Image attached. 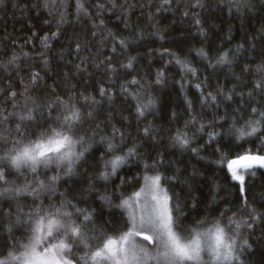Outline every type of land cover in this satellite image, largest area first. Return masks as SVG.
<instances>
[{
	"label": "trees",
	"instance_id": "1",
	"mask_svg": "<svg viewBox=\"0 0 264 264\" xmlns=\"http://www.w3.org/2000/svg\"><path fill=\"white\" fill-rule=\"evenodd\" d=\"M80 2L86 11L78 9L77 0H3L0 4V105L8 112L19 111L28 96L41 103L54 94L64 100L83 94L98 102L88 108L94 122L79 133L93 149L88 163L77 165L76 175L56 184L52 202L59 206L71 200L78 208L95 210L100 219L93 227L111 232L123 224L125 210L115 207L121 194L127 198L139 190L145 164H155L149 174L158 172L163 177V187L187 216L186 221L181 217L184 223L198 218L212 221L224 213L227 224L233 217L241 225L236 242L242 264H264V170L256 167L250 170L254 175L245 173L241 191L219 162L222 155L235 158L247 149L264 148V137L238 141L231 132L233 124L240 128L246 119L258 118L251 107L264 105V92L254 88L264 78V71H258L264 69V0ZM120 40L126 41V48ZM200 49L207 58L197 54ZM224 52L230 64L218 65L216 59ZM172 54L187 60L196 74L184 71ZM132 57V67H124ZM33 74H38L35 84ZM101 88L110 97L101 96ZM9 90L17 93L15 108ZM208 93L217 97L215 104L203 100ZM227 95L232 98L225 99ZM134 97L144 103L154 98L155 107L139 116ZM28 106L32 107L31 101ZM95 124L100 125L101 135H110L113 128L122 132L124 152L136 149L117 177L108 181L96 178L97 163L102 165L106 157L95 148L104 145L99 137H93L96 143L92 144L85 135ZM146 127L152 129L148 136ZM177 130L187 134V147L174 142ZM12 138H17L15 133ZM104 195L111 196L112 205L102 202ZM9 204L15 209V200L0 199V244L26 243L18 221L27 220L29 209L10 214Z\"/></svg>",
	"mask_w": 264,
	"mask_h": 264
},
{
	"label": "snow or ice",
	"instance_id": "2",
	"mask_svg": "<svg viewBox=\"0 0 264 264\" xmlns=\"http://www.w3.org/2000/svg\"><path fill=\"white\" fill-rule=\"evenodd\" d=\"M171 2L164 0L165 4ZM2 3L3 0H0ZM77 7L86 11L80 0H77ZM47 39L45 36L44 40ZM119 44L127 47L125 40H120ZM79 47L77 45V50ZM197 54L202 58L208 55L203 49ZM172 55L175 63L184 71L196 74L187 60ZM134 59L130 58L123 66L131 68ZM216 63L230 64L229 54H220ZM162 75L159 74L157 83ZM37 79L38 74H33L31 83L35 84ZM131 83L139 85L137 80ZM254 88L264 92V78ZM124 91L127 92V89ZM16 95V92L9 90L14 108L17 106L14 100ZM100 95L110 97L111 94L101 88ZM231 98L230 95L225 96V99ZM80 99L84 104H79ZM134 99L137 100L139 116H144L156 104L154 98H148L146 103L140 101L139 97ZM216 99L212 93L203 97L205 102L211 100L213 104ZM29 101L32 107L28 106ZM95 103L98 102L94 97L83 94L79 98L69 95L67 100L54 94L41 103L28 96L19 111L8 112L0 105V199L15 200V209L9 204L10 214L29 209L25 213L27 220L18 221L19 230L27 242L9 244L5 241L0 244V264H242L236 242L240 223L233 217H228L227 224L223 223L224 213L212 221L198 218L192 224L184 223L187 216L182 213L179 202L163 187V177L158 172L149 174L155 170V164H145L139 190L127 198L121 194L120 203L115 207L125 210L122 212L123 224L111 232L104 227H93L100 219L95 210L78 208L71 200L61 201L59 206L52 202L50 197L56 192V184L64 177L76 175V166L83 167L92 154V147L79 133L84 131L89 121L94 122L93 112L88 108ZM58 110H61L60 115H54ZM250 112L258 118L246 119L240 128L233 124L231 132L238 141L264 137V105L251 107ZM143 131L148 136L152 129L146 127ZM13 133L17 138H12ZM85 135L89 136L92 144L96 143L93 137H99V143L104 145L103 148H95L97 154L103 152L106 157L102 165L97 163V179L108 181L117 177L118 170L127 164L128 158L136 155L134 147L124 152L121 147L124 134L118 129L113 128L110 135H101L100 125L95 124L94 128H88ZM173 140L182 147L190 143L187 134L179 130ZM191 150L195 151L194 148ZM219 162L228 169L231 178L239 183L243 191L245 173L254 175L251 169H264V148L255 152L247 149L243 155L235 158L222 155ZM64 183H67V179ZM56 199L61 200V197L57 196ZM100 199L108 205L113 203L108 195ZM69 207L72 211L67 210ZM2 215L3 209L0 208ZM246 223L248 227L253 226ZM243 246H248L246 240Z\"/></svg>",
	"mask_w": 264,
	"mask_h": 264
},
{
	"label": "rangeland",
	"instance_id": "3",
	"mask_svg": "<svg viewBox=\"0 0 264 264\" xmlns=\"http://www.w3.org/2000/svg\"><path fill=\"white\" fill-rule=\"evenodd\" d=\"M137 207V210H139V207L138 206H136Z\"/></svg>",
	"mask_w": 264,
	"mask_h": 264
},
{
	"label": "water",
	"instance_id": "4",
	"mask_svg": "<svg viewBox=\"0 0 264 264\" xmlns=\"http://www.w3.org/2000/svg\"><path fill=\"white\" fill-rule=\"evenodd\" d=\"M262 169V168H261ZM262 170H264V169H262Z\"/></svg>",
	"mask_w": 264,
	"mask_h": 264
}]
</instances>
